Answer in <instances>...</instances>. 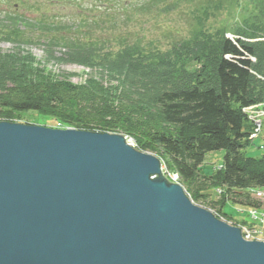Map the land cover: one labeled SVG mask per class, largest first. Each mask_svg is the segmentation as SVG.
<instances>
[{
  "label": "trees",
  "instance_id": "trees-1",
  "mask_svg": "<svg viewBox=\"0 0 264 264\" xmlns=\"http://www.w3.org/2000/svg\"><path fill=\"white\" fill-rule=\"evenodd\" d=\"M71 1L51 4L65 6ZM104 1V12L113 13L112 5L116 2ZM19 2L24 5L25 0ZM200 3L192 31L168 49L124 43L117 50L92 54L87 50H99L97 45L82 41L81 34L78 36L81 28L92 31L87 21L93 15L84 12L81 5L78 24L62 25L59 16H52L53 24L49 27L33 24L34 34L29 38L22 33L24 17L15 14L11 21L8 17L0 18V41L28 46L29 43L20 40L36 39L51 51L63 45L68 48L66 60L100 67L115 79L125 80L133 90L140 89L137 80L148 81L146 84L151 80L157 82L162 88L153 96L162 128L154 127L148 133L141 131L133 138L135 148L158 155L165 173L178 175L179 184L196 205L235 226L248 225L247 221L225 215L223 209L228 203L255 209L264 206L250 193L264 189V155L253 158L246 154L254 126L245 113L247 108L264 103V83L257 78L264 77V0ZM223 11L231 19L214 27L211 20ZM46 18H41L38 24H46ZM33 61L0 53V122L17 123L15 116L33 112L51 119V128L60 124L78 131L131 134L135 124L127 119L132 117L134 107L132 111L130 106L116 102L113 108L108 105L111 113L100 111L99 119L93 117L98 120L89 119L91 101L83 95L78 99L70 97L77 92L74 84ZM103 93L98 94L108 98L105 90ZM129 101L134 102L132 98ZM115 107L127 110L115 114ZM122 112L128 118L115 117ZM216 151L225 152L223 164L213 173H205L206 156ZM194 185L199 186L195 189Z\"/></svg>",
  "mask_w": 264,
  "mask_h": 264
},
{
  "label": "water",
  "instance_id": "water-1",
  "mask_svg": "<svg viewBox=\"0 0 264 264\" xmlns=\"http://www.w3.org/2000/svg\"><path fill=\"white\" fill-rule=\"evenodd\" d=\"M120 134L0 122V264H264Z\"/></svg>",
  "mask_w": 264,
  "mask_h": 264
},
{
  "label": "rangeland",
  "instance_id": "rangeland-1",
  "mask_svg": "<svg viewBox=\"0 0 264 264\" xmlns=\"http://www.w3.org/2000/svg\"><path fill=\"white\" fill-rule=\"evenodd\" d=\"M57 1L58 0H25L24 5H22L19 0H0V18L5 19V17H8L11 21V16L15 14L24 17L21 18L23 24L21 25L23 27L22 33L29 38L34 34L33 24L40 25V28L49 27L53 24L51 21L52 16H59L62 25L66 23L70 26L78 24L81 20L80 17H78L79 12L83 11L79 9V5H81V7L84 8V12H89L93 15L90 16L87 21L89 25H91L92 31L86 32L85 29L88 30L87 27L85 29L81 28L78 32V36L81 34L83 36L82 41L86 40L97 45L99 50H87L92 54H97V52L106 53V51L110 49L117 50L124 43L153 44L161 49H168L172 44L179 41L182 37H186L190 31H192V27L195 25L193 18L196 14V8L198 5L200 6L202 4L200 2L204 1L206 3L208 0H114L116 4L112 5L114 10L113 13L104 12V8H102V5L106 4L104 0H72L65 6H54L51 4ZM73 4H75V6H73ZM107 4V6H110L109 3ZM95 5L97 6L96 8L94 7ZM43 17H47L46 20L48 21L44 22L46 24H38V22L43 20L41 19ZM230 19L229 13L223 11L216 19L211 20V24L217 27L221 25L222 21ZM90 21H92L93 24H91ZM19 22L20 21H17V24H19ZM20 41L29 44H27L28 46H18L15 43L0 41V53L27 60L31 58L34 60L33 62L40 63L54 74L68 79L77 89V92L71 94L70 97L78 99V97L84 96L88 98L87 100L91 101L90 104H93L89 106L88 114L92 115L89 119H95L93 117L99 119L98 113L100 111L104 112L106 110L105 112H108L109 110L111 113V109L108 108V105H113L111 106V108H113L116 102H120V105L126 104V106H130L129 109H132V111L134 107V112L130 118L124 116L123 112L121 115L115 116L122 119L126 117L128 118L127 120L135 124L131 134L125 133V131L124 133L121 131L115 134H120L127 139H132V143L135 146L136 143L133 138L137 137L141 131L148 133L149 130H154V127L155 129L162 128L159 126L160 119L154 103L155 96H153L157 91L159 92L162 87L154 80H151L147 84L146 82L148 81L143 82L137 80L136 83L140 89L133 90L124 82L125 80H117L119 77L115 79V77L108 75L109 73L100 67H88L87 65L73 60H66L65 58L69 55L67 52L68 48L63 45L55 47L54 50L51 51L48 50L49 48L44 44H39L36 39ZM51 55L55 58L53 59ZM257 78L264 83V77L257 76ZM145 85H149L146 86L149 87V89H146ZM104 90L108 94V98L98 94L101 92L103 95ZM134 92H136V95L132 94ZM131 98L134 101L133 104L129 101ZM108 100L110 102H107ZM105 104L107 106H105ZM116 107L115 114L116 112L120 113L121 111L127 110H123L124 107ZM251 112H249L248 115H253L262 119L263 130L261 137L246 149V154L249 157L259 158L264 155V152L260 149V147H264V103L253 107ZM15 119L17 123L50 128L52 126L51 119L39 116L37 113L33 112L22 113L19 116H15ZM113 121H116V118H114ZM121 129L125 130V128ZM155 156L157 157L158 155ZM224 156V151L208 153L203 164L204 172L209 174L220 168L223 164ZM197 186L199 185H194L195 189H197ZM250 193L251 196L256 199L254 192L250 191ZM214 199H216L215 195ZM250 211V208L233 205L232 203L226 204L223 209L225 215L237 221H247L248 225L251 226L253 223L250 217ZM259 212L260 215H264V206ZM229 224L235 226L232 223ZM261 239H264V234L261 236Z\"/></svg>",
  "mask_w": 264,
  "mask_h": 264
},
{
  "label": "built area",
  "instance_id": "built-area-1",
  "mask_svg": "<svg viewBox=\"0 0 264 264\" xmlns=\"http://www.w3.org/2000/svg\"><path fill=\"white\" fill-rule=\"evenodd\" d=\"M253 107L247 108L245 110V113L248 115L249 112L252 111ZM248 118L254 126V130L251 135V141L254 142L261 137V133L263 130V122H262V119H260L259 117L253 116V115H248ZM56 129H64V128L62 125L59 124ZM127 142L132 147L135 148V145L132 143V139H127ZM261 149L264 152V147H262ZM165 175H167L168 177H171L174 183H178V180H179L178 175L167 174V173H165ZM254 195H256V198H258L260 201L264 203V190L255 191ZM250 209H251L250 217H251L253 224L251 226L250 225H239L237 227L241 229L243 238L246 241L264 242V239H261V236L264 234V215H260V212H259L260 209H255V208H250Z\"/></svg>",
  "mask_w": 264,
  "mask_h": 264
},
{
  "label": "bare ground",
  "instance_id": "bare-ground-1",
  "mask_svg": "<svg viewBox=\"0 0 264 264\" xmlns=\"http://www.w3.org/2000/svg\"><path fill=\"white\" fill-rule=\"evenodd\" d=\"M254 142H251V145L253 144ZM250 145V146H251ZM249 146V147H250ZM262 147H260V149H261ZM262 150V149H261ZM163 169H164V167H163ZM163 172H164V170H163ZM167 178H168V180H170V182H173V180H172V178L171 177H168L167 175H165ZM261 190H264V189H261ZM252 192H255V191H258V190H251ZM256 199H258V198H256ZM259 200V199H258Z\"/></svg>",
  "mask_w": 264,
  "mask_h": 264
}]
</instances>
